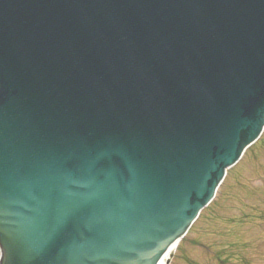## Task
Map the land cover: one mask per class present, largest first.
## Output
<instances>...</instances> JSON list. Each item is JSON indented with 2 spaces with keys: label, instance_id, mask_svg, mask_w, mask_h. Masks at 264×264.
Masks as SVG:
<instances>
[{
  "label": "water",
  "instance_id": "water-1",
  "mask_svg": "<svg viewBox=\"0 0 264 264\" xmlns=\"http://www.w3.org/2000/svg\"><path fill=\"white\" fill-rule=\"evenodd\" d=\"M263 127L264 0H0V264H162Z\"/></svg>",
  "mask_w": 264,
  "mask_h": 264
},
{
  "label": "rangeland",
  "instance_id": "rangeland-1",
  "mask_svg": "<svg viewBox=\"0 0 264 264\" xmlns=\"http://www.w3.org/2000/svg\"><path fill=\"white\" fill-rule=\"evenodd\" d=\"M169 264H264V139L225 181Z\"/></svg>",
  "mask_w": 264,
  "mask_h": 264
},
{
  "label": "bare ground",
  "instance_id": "bare-ground-1",
  "mask_svg": "<svg viewBox=\"0 0 264 264\" xmlns=\"http://www.w3.org/2000/svg\"><path fill=\"white\" fill-rule=\"evenodd\" d=\"M178 244L174 245L173 247L170 248L168 253L163 257L162 264H165L166 261L169 259V257L176 251Z\"/></svg>",
  "mask_w": 264,
  "mask_h": 264
}]
</instances>
